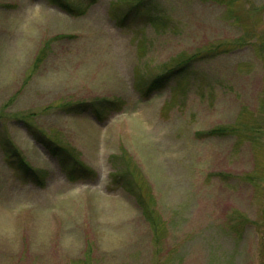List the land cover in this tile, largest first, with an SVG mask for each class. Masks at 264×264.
I'll list each match as a JSON object with an SVG mask.
<instances>
[{"label":"rangeland","instance_id":"1","mask_svg":"<svg viewBox=\"0 0 264 264\" xmlns=\"http://www.w3.org/2000/svg\"><path fill=\"white\" fill-rule=\"evenodd\" d=\"M71 1L0 0V264H264V0Z\"/></svg>","mask_w":264,"mask_h":264},{"label":"trees","instance_id":"2","mask_svg":"<svg viewBox=\"0 0 264 264\" xmlns=\"http://www.w3.org/2000/svg\"><path fill=\"white\" fill-rule=\"evenodd\" d=\"M49 1L58 5L59 7H61L62 9H64L65 11L71 14H81L83 12V9L81 8V4L74 3L71 0H49ZM127 1H129L128 4H126L128 6L126 13L128 14L133 9L143 8L146 2V0H125L124 2H127ZM145 11L148 12V9L145 8L144 13L142 14H147L145 13ZM187 61H188L187 59L182 58L178 62L177 66L175 67L172 66L168 68L167 70H165L163 73H160L157 76L153 77L145 87L146 89L145 94L148 95L154 89L163 87L172 78L176 77L178 75L177 72L180 71L183 68V66L188 63ZM90 104L91 103H88V102H83L79 104L75 103V104H72V107H79V108L87 107L85 109L87 110L93 106ZM32 132L36 136H38L39 140H41L49 148L52 154L57 155L59 157L60 161L63 162L64 165H67L69 163L70 168L68 169V174L70 173V177L72 179H74L75 177H78L85 171H88L90 173L93 172L90 168H88L83 163L79 162V164H76L75 161L71 162L70 157L71 155H73V153H71L65 147H61L57 143L53 144L50 138H48L47 136H44V134H41L39 131L33 130ZM225 132H226L225 128H216V129H212L209 131V133H212V134H219V133H225ZM7 155H10L11 157H13V160H12L13 162L12 164L14 165L13 167L23 170L24 176L26 177L34 176V178L37 177L38 181H41L40 175L38 176V173L36 172V170H34L32 166L30 165V163L24 158V156L22 155V153L20 152L17 146H14L11 144V147L8 148L7 150ZM115 175L120 176V174L117 172L114 173V176ZM136 201L140 204V206L143 208L146 214H150L151 211L149 210L147 206L143 204L140 198V194L136 196Z\"/></svg>","mask_w":264,"mask_h":264}]
</instances>
